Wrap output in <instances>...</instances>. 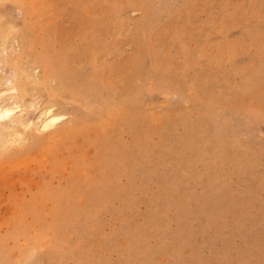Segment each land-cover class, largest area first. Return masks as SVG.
<instances>
[{"label": "rangeland", "instance_id": "rangeland-1", "mask_svg": "<svg viewBox=\"0 0 264 264\" xmlns=\"http://www.w3.org/2000/svg\"><path fill=\"white\" fill-rule=\"evenodd\" d=\"M0 97V264H264V0H0Z\"/></svg>", "mask_w": 264, "mask_h": 264}, {"label": "bare ground", "instance_id": "bare-ground-1", "mask_svg": "<svg viewBox=\"0 0 264 264\" xmlns=\"http://www.w3.org/2000/svg\"><path fill=\"white\" fill-rule=\"evenodd\" d=\"M14 89H18V87H14ZM2 91H4V90H2ZM4 93H5V91H4ZM16 94H18V93H16ZM10 99H8V100L6 98L0 99V135L1 136H2L1 125L4 126L5 124H8L9 122H13L12 115H14L15 110L17 108H19V104H17L16 102L9 103ZM38 116H39L38 120L40 121V124L42 126L41 129L43 128L44 130H52V129L56 128L60 123H62L67 118V115L62 114V113L57 111L54 104H51L49 106L42 108L40 111V115H38ZM38 116H36V117H38ZM2 138L0 137V139L4 141V139H2ZM8 140H10V139H8ZM4 143H6V142H4ZM1 146H2V144H1Z\"/></svg>", "mask_w": 264, "mask_h": 264}]
</instances>
